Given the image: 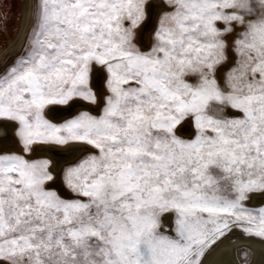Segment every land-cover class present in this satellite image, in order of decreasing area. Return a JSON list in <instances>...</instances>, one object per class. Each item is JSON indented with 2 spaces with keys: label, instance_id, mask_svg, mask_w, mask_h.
Listing matches in <instances>:
<instances>
[{
  "label": "snow or ice",
  "instance_id": "snow-or-ice-1",
  "mask_svg": "<svg viewBox=\"0 0 264 264\" xmlns=\"http://www.w3.org/2000/svg\"><path fill=\"white\" fill-rule=\"evenodd\" d=\"M163 3L142 51L150 0H38L24 54L0 75V119L26 153L97 151L62 168L0 154V264H201L231 225L264 238V207L245 204L264 193V0ZM237 27L222 88L223 37ZM93 65L107 73L101 114L47 119L50 105L97 103ZM187 117L189 140L176 132ZM57 175L81 198L52 190Z\"/></svg>",
  "mask_w": 264,
  "mask_h": 264
},
{
  "label": "bare ground",
  "instance_id": "bare-ground-1",
  "mask_svg": "<svg viewBox=\"0 0 264 264\" xmlns=\"http://www.w3.org/2000/svg\"><path fill=\"white\" fill-rule=\"evenodd\" d=\"M151 3L155 4L153 11V16L151 19L150 26L144 33V44L142 46L150 44V34L154 29L156 19L158 14L168 8L167 5L163 3V0H150ZM32 0H23L20 6L21 14L19 18V29L17 34L10 37L7 41V45L3 50L0 51V58L2 59L8 52L12 50L13 47L18 46L21 43L22 38L26 32L29 13L31 12ZM143 27V25L141 26ZM139 32V30H138ZM229 42L231 41V34L228 35ZM228 60L223 64L218 66V74H221L224 67L228 65L232 58L231 50H228ZM231 63V62H230ZM228 67V66H227ZM226 69V68H225ZM224 69V70H225ZM222 76V75H221ZM222 78V77H221ZM91 84L93 90L97 94V103L91 104L89 102L76 99L70 106L62 105H50L46 109V113L50 118L55 121H61L79 109H88L90 111H98L103 102V97L106 92L105 87V72L102 67L98 65H93L91 72ZM49 118V119H50ZM179 130L186 134H190L192 131V126L190 120L187 118L179 125ZM88 145H33V150L31 152H24L23 146L16 135V124L15 122L0 119V152L4 151H18L25 156L29 157H46L52 160V167L57 166L59 161V166L62 168L65 165V160L71 157H77L82 152L86 151ZM46 149H54L53 151H48ZM69 149L71 151H65ZM75 149H82L83 151L77 152ZM51 187L58 190L61 194L65 196H71V191L64 185L62 179L59 175L54 182H51ZM249 202L253 205L260 204L264 202V193L254 192L249 196ZM168 225V224H167ZM240 230V229H239ZM235 234L234 237H232ZM248 248L252 251L251 261L247 264H264V238L256 236H248L246 234L239 233L234 229L227 231V233L220 238L212 248H210L205 255L202 257L201 264H241L238 257L237 251L240 248Z\"/></svg>",
  "mask_w": 264,
  "mask_h": 264
},
{
  "label": "rangeland",
  "instance_id": "rangeland-1",
  "mask_svg": "<svg viewBox=\"0 0 264 264\" xmlns=\"http://www.w3.org/2000/svg\"><path fill=\"white\" fill-rule=\"evenodd\" d=\"M22 1L23 0H0V51L3 50L4 47L7 45L8 39L10 37H12L13 35L17 34V31L19 29L18 22H19V18H20V14H21L20 6H21ZM37 3H38V0H32V7H31V12L29 13V17H28V23H27L26 32H25V34H24V36L22 38L21 43L18 44V46L13 47L12 50L10 52H8L2 59L0 58V75H2L7 70V68L11 66V64L13 63V61L17 57H19V56L24 54V52L26 50V45L28 43L27 37L29 35V31L33 27L34 21H38V18H39V11H38V7H37ZM170 10L171 9L168 6V8H165V10H162L158 14V17L156 19L155 26H154V29L152 30V32L155 30V27L157 25V22H158V19H159V16L161 15V13L164 12V11H170ZM217 23H218V26L222 27V24L220 22H217ZM238 31H240L239 27H237L234 32L229 33L225 37H223L225 39L226 43H227V47L225 49V54L229 58L228 50L230 49L231 50V54H232L231 55L232 58L230 60L231 63L230 62L228 63V65H227L228 67L227 66L224 67V69L225 68L226 69L225 70L223 69L221 74H218V66L219 65L217 66L216 78H217L218 83H220L222 88L225 87V85H224V76H225L226 72L228 71L229 68L235 66V61L237 59L236 53L233 50V40L235 39L236 34H237ZM230 34H231V41L229 42L228 35H230ZM148 45H150V44H148ZM140 47H141L142 51H147L148 50L146 46L140 45ZM228 58H227V60H228ZM104 72H105V81H106L107 73H106L105 70H104ZM187 79H188V81L190 83H195V81H196V77L195 76H190ZM106 95H108L107 88H106V92H105L104 96H106ZM103 107H104V102H102L101 107L96 112L95 111H90L88 109H79L78 111L73 113L71 116H69V117H67V118H65V119H63L61 121H55L52 118H50L48 116V114L46 113V109L47 108L45 109L44 115H45V117L47 119L50 118L49 120H51L53 123H62L64 120L70 119V118L78 115L79 112H81V111H87V112H89L92 115L99 116L101 114V112H102ZM224 115L229 116V117H233V116H239L240 113H238L236 110H233L231 108L226 107L224 109ZM187 118L190 120V123H191V126H192L191 133L190 134H186V133L182 132L181 130H179V125L177 126L176 132H177V135H179L181 138L189 140V139L195 138L197 129L195 127L193 118L192 117H187ZM187 118H185V120ZM16 127H17V125H16ZM96 151L97 150L93 149L90 145H88L86 151L82 152L77 157H82L84 155H87L89 152H96ZM11 153L22 155L26 159L46 158V157H29L27 155L25 156V154H22V153H20L18 151H14V150L0 152V154H11ZM47 159H49V158H47ZM72 162H75V160H72ZM65 166H67V165L65 164L63 167H65ZM51 189L56 191L57 194L60 195L61 198H63V199H79V198H81V197H78L77 194H75L73 192H71L72 193L71 196H65V195L61 194L55 188L51 187ZM251 194L252 193H250L249 196ZM245 204L247 206H249V207H256V208L264 207V202L260 203V204L253 205V204H251L249 202V199L247 201H245ZM174 217H175L174 213H165L164 216H162V218H161V221H162L161 231H167L168 233L171 234V231H172L171 226L174 223ZM231 229H234L235 231H237L239 233L245 234L242 231L241 227H238L236 225H231L229 230H231ZM232 235H233L232 237H234L235 234H232ZM212 247H213V245L211 246V248ZM237 257H238V259H239L241 264H247V263H249L251 261L252 251H251V249H248V248H245V247L244 248H240L237 251Z\"/></svg>",
  "mask_w": 264,
  "mask_h": 264
}]
</instances>
